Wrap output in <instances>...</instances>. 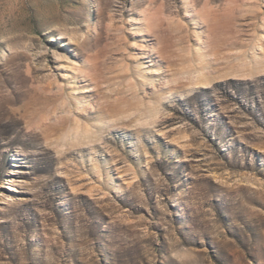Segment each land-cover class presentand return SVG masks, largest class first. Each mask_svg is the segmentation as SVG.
Segmentation results:
<instances>
[{"label":"rangeland","instance_id":"rangeland-1","mask_svg":"<svg viewBox=\"0 0 264 264\" xmlns=\"http://www.w3.org/2000/svg\"><path fill=\"white\" fill-rule=\"evenodd\" d=\"M0 264H264V0H0Z\"/></svg>","mask_w":264,"mask_h":264}]
</instances>
